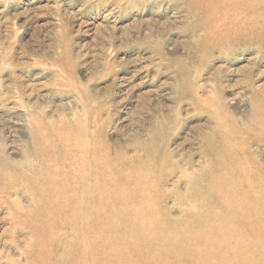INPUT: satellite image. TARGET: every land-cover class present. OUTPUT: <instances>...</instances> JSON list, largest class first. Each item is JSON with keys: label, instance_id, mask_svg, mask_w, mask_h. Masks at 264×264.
I'll use <instances>...</instances> for the list:
<instances>
[{"label": "rangeland", "instance_id": "obj_1", "mask_svg": "<svg viewBox=\"0 0 264 264\" xmlns=\"http://www.w3.org/2000/svg\"><path fill=\"white\" fill-rule=\"evenodd\" d=\"M263 92L264 0H0V264H31L25 256L40 249L59 257L81 238L76 212L63 209L62 228L49 220L56 208L30 169L60 137H89L118 161L140 155L145 168L161 166L165 197L154 208L171 213L208 161L201 127L235 132V145L264 163V123L253 109ZM154 132L170 156L138 146ZM18 219L33 221L13 226Z\"/></svg>", "mask_w": 264, "mask_h": 264}, {"label": "bare ground", "instance_id": "obj_2", "mask_svg": "<svg viewBox=\"0 0 264 264\" xmlns=\"http://www.w3.org/2000/svg\"><path fill=\"white\" fill-rule=\"evenodd\" d=\"M253 109L264 123V94L253 101ZM164 124L163 129L168 130L171 123ZM217 126L200 128L197 141L208 161L199 170L198 182L191 185L194 193L177 194L171 213L163 206L154 208L165 197L161 192V166L145 168L140 155L137 164L124 156L118 161L109 144L92 142L89 137L85 142L60 137L56 149L47 146L44 153L49 156L28 164L30 169L37 167L40 171L36 191L55 206L52 217H48L58 228L65 222L59 219L63 209L77 213L70 226L80 232L81 238L74 241L67 254L60 256L59 252V257L51 258L40 249L27 254L25 260L31 264H157V259H164L165 264H190L193 260L197 264H257L261 257L255 255H264V163L246 155L245 146L243 150L235 145V132L224 133ZM138 144L147 156L157 157L159 151L170 156L167 142L158 132ZM25 163L19 161L21 167ZM18 189L14 187L19 202L22 195H18ZM30 222L19 220L12 225L30 228ZM34 229H29L30 233L37 236L39 231Z\"/></svg>", "mask_w": 264, "mask_h": 264}]
</instances>
